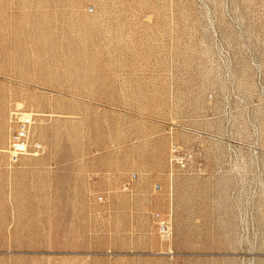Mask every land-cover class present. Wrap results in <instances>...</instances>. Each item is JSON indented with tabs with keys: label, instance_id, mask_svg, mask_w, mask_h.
Wrapping results in <instances>:
<instances>
[{
	"label": "rangeland",
	"instance_id": "rangeland-1",
	"mask_svg": "<svg viewBox=\"0 0 264 264\" xmlns=\"http://www.w3.org/2000/svg\"><path fill=\"white\" fill-rule=\"evenodd\" d=\"M0 264H264V0H0Z\"/></svg>",
	"mask_w": 264,
	"mask_h": 264
},
{
	"label": "built area",
	"instance_id": "built-area-1",
	"mask_svg": "<svg viewBox=\"0 0 264 264\" xmlns=\"http://www.w3.org/2000/svg\"><path fill=\"white\" fill-rule=\"evenodd\" d=\"M35 123V117L32 113H23L17 119V126L9 137V160L12 164H17L21 158L30 153L32 147V129ZM161 231L169 234L168 223L161 224Z\"/></svg>",
	"mask_w": 264,
	"mask_h": 264
},
{
	"label": "crops",
	"instance_id": "crops-1",
	"mask_svg": "<svg viewBox=\"0 0 264 264\" xmlns=\"http://www.w3.org/2000/svg\"><path fill=\"white\" fill-rule=\"evenodd\" d=\"M27 155V154H26ZM25 156V155H24Z\"/></svg>",
	"mask_w": 264,
	"mask_h": 264
}]
</instances>
